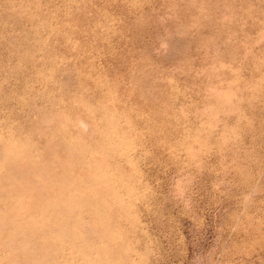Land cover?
<instances>
[{
    "label": "rangeland",
    "instance_id": "374dc122",
    "mask_svg": "<svg viewBox=\"0 0 264 264\" xmlns=\"http://www.w3.org/2000/svg\"><path fill=\"white\" fill-rule=\"evenodd\" d=\"M0 264H264V0H0Z\"/></svg>",
    "mask_w": 264,
    "mask_h": 264
},
{
    "label": "bare ground",
    "instance_id": "6f19581e",
    "mask_svg": "<svg viewBox=\"0 0 264 264\" xmlns=\"http://www.w3.org/2000/svg\"><path fill=\"white\" fill-rule=\"evenodd\" d=\"M17 256V255H16Z\"/></svg>",
    "mask_w": 264,
    "mask_h": 264
}]
</instances>
